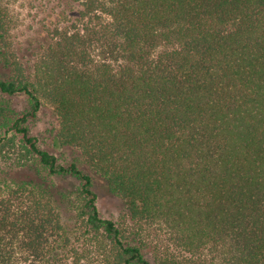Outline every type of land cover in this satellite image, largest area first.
Here are the masks:
<instances>
[{
    "label": "trees",
    "instance_id": "obj_1",
    "mask_svg": "<svg viewBox=\"0 0 264 264\" xmlns=\"http://www.w3.org/2000/svg\"><path fill=\"white\" fill-rule=\"evenodd\" d=\"M48 11L30 60L0 4V94L30 102H0V264H264V0ZM45 104L67 163L31 134Z\"/></svg>",
    "mask_w": 264,
    "mask_h": 264
},
{
    "label": "rangeland",
    "instance_id": "obj_2",
    "mask_svg": "<svg viewBox=\"0 0 264 264\" xmlns=\"http://www.w3.org/2000/svg\"><path fill=\"white\" fill-rule=\"evenodd\" d=\"M56 3L57 0H0L4 11L7 43L11 52L18 51L21 57L33 59L36 47L44 38V28L49 26L47 23L50 19H45V16L49 14L47 13L49 8H52ZM54 23L56 22L52 21V24ZM5 78L6 74L0 67V79ZM2 101L21 114L30 107L29 99L24 94L12 97L0 94V102ZM58 126L57 115L46 104L38 117L29 122L31 134L39 138L40 146L56 153L61 162L67 163V158L68 156L72 157V152L53 147V138ZM1 166L0 161V168ZM64 182L69 185V182ZM95 189L99 195L98 206L102 217L115 221L121 227H126L128 216L126 206L122 201L112 195L106 185L100 181L96 183Z\"/></svg>",
    "mask_w": 264,
    "mask_h": 264
}]
</instances>
